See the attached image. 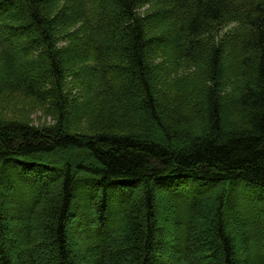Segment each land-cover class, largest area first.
<instances>
[{
    "label": "trees",
    "instance_id": "1",
    "mask_svg": "<svg viewBox=\"0 0 264 264\" xmlns=\"http://www.w3.org/2000/svg\"><path fill=\"white\" fill-rule=\"evenodd\" d=\"M0 100L56 121L0 117V264H264V0H0ZM83 178L93 220L72 230Z\"/></svg>",
    "mask_w": 264,
    "mask_h": 264
},
{
    "label": "rangeland",
    "instance_id": "2",
    "mask_svg": "<svg viewBox=\"0 0 264 264\" xmlns=\"http://www.w3.org/2000/svg\"><path fill=\"white\" fill-rule=\"evenodd\" d=\"M232 24H230L231 28H235L236 26H239L238 24L240 23H234L231 22ZM207 38V37H206ZM242 58H240L239 56L237 57L235 54H233V51L230 52V50L226 53V57H225V63H226V68L228 70H230V74L228 75V77H226V79H224V88L222 90V98H223V108L225 113H224V120H225V124L228 128H233V129H238V128H243V126L246 124L247 120L245 119V115H244V111L241 110L239 104H238V98H239V92H241L242 88V80L241 78L243 76L239 75V71H238V67L237 65L239 64V62H242ZM168 66V65H167ZM172 69L168 70V71H161V79L160 80L163 84H165L163 81H165L167 79V81H176V79L172 76L171 72H173ZM194 70L192 69L191 72H193ZM184 71H180L178 73H176L175 75L183 73ZM188 74V73H187ZM174 75V74H173ZM200 76V74H199ZM168 87V85L166 86V88ZM167 90V89H165ZM80 91H86V88L83 86L81 88ZM1 101V100H0ZM176 106H175V115L177 116L176 119V124H178L180 126L179 129L185 130L184 128H189V127H193L194 130H191L192 133H198L204 126L205 124V120L203 118V116L201 117L198 110L196 109L195 105L197 104V100H193V102L190 104V106H188V108L184 107L183 103L184 101H181V99L176 100ZM168 101L167 103H165V105H169ZM183 105V106H182ZM26 106V104H23V107ZM192 106V107H191ZM25 110H23V108L21 107V104L19 103V105L17 107H8V106H3L2 102H0V117L4 118V119H22L24 121H29L31 122L32 125L36 126V127H45V128H51L55 125L56 121L55 118L52 117L51 115H49L46 111L44 110L41 106H37V107H29L26 108L24 107ZM196 129V130H195ZM74 134V133H73ZM77 136L83 137V136H87L84 135L82 133L78 134L76 133ZM88 135H90V133H88ZM76 156L82 157L83 155L81 153H76ZM94 186V182L92 180H87L85 178H83V180H81V186L79 189H77L76 191V209L74 210V214L75 216H73L74 221L72 222V230L73 228H75L76 226L80 227L83 226L82 223L86 222V218L88 217L90 218V220H93L92 216H86V214H88V209H87V198H88V194H90V191L92 189V187ZM228 193H230L229 191H227ZM87 193V194H86ZM167 194V193H166ZM228 195V194H227ZM119 197V195L114 191L112 194V205L113 206H117V204L119 202H117V198ZM161 197V196H160ZM163 198V196H162ZM86 199V201H85ZM81 201V202H79ZM255 203L258 200H254ZM244 205V204H242ZM242 207V206H241ZM112 208V207H111ZM168 214V210L166 211ZM257 217L258 222L261 224H264V209L257 211ZM85 214V215H84ZM76 224V226H75ZM168 228H167V233H166V240H167V253H172L171 251H173L172 247L174 245V237L172 235V229H171V224L168 223ZM199 227H200V236H203V229L204 227L201 225V223H198ZM83 231V230H82ZM82 234L86 235V232L83 231ZM77 235V234H76ZM79 236V235H77ZM75 236V239L78 242V246L81 249H83L84 247V241L82 238ZM13 238H16L15 236ZM21 243H24L23 241H21ZM20 243V246H21ZM89 251V250H88ZM88 251H81L82 252V257H86L84 255L89 254L90 252ZM212 263H214V261H212ZM90 264V263H88Z\"/></svg>",
    "mask_w": 264,
    "mask_h": 264
}]
</instances>
